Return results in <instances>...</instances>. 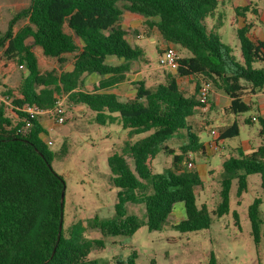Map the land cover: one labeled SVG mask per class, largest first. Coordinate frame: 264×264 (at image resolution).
<instances>
[{
	"label": "trees",
	"instance_id": "16d2710c",
	"mask_svg": "<svg viewBox=\"0 0 264 264\" xmlns=\"http://www.w3.org/2000/svg\"><path fill=\"white\" fill-rule=\"evenodd\" d=\"M223 1L30 0L12 16L0 33V76L20 70L13 88L3 86L0 101V264H94L91 255L105 250V238L131 236L142 226L149 232L160 231L177 203L183 206L184 218L173 229L181 234L207 230L212 216L229 212L233 182L240 197L253 174L259 176L261 195L248 206L247 217L258 250L263 224L259 207L264 203V119L258 120L261 143L250 151L237 147L222 162L219 201L213 211L205 203L197 205L204 185L199 173L186 166L189 154L205 153L197 132L208 121H194L197 114L203 116L198 113L202 84L229 98L225 116L236 117L250 109L242 99L244 93L264 92V42L251 39L250 25L245 24L236 30L240 56L233 55L215 31L222 25L217 9ZM257 10L252 7L254 14ZM214 17L217 24L209 29L206 19ZM137 20H142L143 31L131 26ZM21 21L24 24L17 27ZM153 29L163 42L189 56L178 57L175 73L164 71L162 81L148 88L131 64L143 59L133 41ZM178 78L193 79L192 94L180 89ZM60 99L94 112L97 124L117 121L129 136L146 134L127 142L124 154L114 153L107 160L117 201L112 217L90 221L101 239L84 238L85 227L80 224L68 229V237L61 227L57 239L64 183L51 168L53 153L43 138L44 127L23 109L36 105L53 110ZM251 123L244 119V124ZM238 135L234 121L220 129L216 141ZM172 138L180 140L178 152L168 145ZM160 153L171 157V163L157 173L154 161ZM129 206H140L141 214L128 212ZM232 216L237 223V213ZM136 257L132 252L116 264H135Z\"/></svg>",
	"mask_w": 264,
	"mask_h": 264
},
{
	"label": "rangeland",
	"instance_id": "374dc122",
	"mask_svg": "<svg viewBox=\"0 0 264 264\" xmlns=\"http://www.w3.org/2000/svg\"><path fill=\"white\" fill-rule=\"evenodd\" d=\"M29 3L30 0H0V33L5 32L12 16L26 8ZM254 6L258 13L247 14V22H252L264 31L263 21L256 17L264 11V0H255ZM218 12L224 13L225 16L222 14V25L215 31L220 35L222 42L232 48L233 55L239 57L240 49L236 36L238 15L228 19V16L233 14L224 6H220ZM206 23L210 29L217 24V20L215 17L207 18ZM23 24L22 21L18 22L17 27ZM155 36L156 30H149L134 40V44L142 50L143 59L133 61L131 68L142 70L148 88H153L157 82L162 81L164 71L167 70L159 65L161 42L152 41L151 38ZM176 51L179 57L189 56L183 49L176 48ZM19 77L20 70H14L7 76H0V101H3L1 96L3 86L13 88ZM209 97L214 106L208 104L205 110H199L203 117L207 115L208 120L205 129L197 132L203 143L211 141V129L218 133L220 129L230 124V118L222 113V107L227 101L226 96L211 88ZM58 103L62 108L63 124H56V116L53 114L37 115L36 119L46 131L44 140L49 139L52 142L48 146V150L53 153L51 168L64 183L63 234L68 237V229L74 224H80L85 227L82 233L84 238L101 239L98 229L90 224V221L94 217L99 219L112 217L117 201V189L110 180L111 173L107 160L114 153L124 154L127 142L133 143L146 134L129 136L128 130H124L117 121L100 125L94 120L95 113L85 107L71 105L64 99H60ZM253 111L251 108L242 116L248 117ZM197 118L202 119L199 115ZM254 122L256 123L250 125L239 123V135L220 142V149L217 152L205 150L203 155H191L194 166L190 169H195L199 173L204 185V190L197 198V205L205 203L209 211L216 208L219 201L222 162L239 143L245 140L256 143L259 123ZM181 134H185V130L181 131ZM179 144L180 140L176 138L168 141V145L176 152ZM125 158L132 168L130 158L127 156ZM170 163L171 157L158 154L154 161L155 172L161 173L164 168L170 166ZM247 182V191L240 197L235 195L236 182H233L229 193V212L220 218L212 216V224L207 230L181 234L173 229L172 225L182 217L181 210L177 214L179 205L177 203L174 206V213L167 220V225L160 231L149 232L142 226L131 236L105 238V250L93 252L91 259L94 264H116L117 260L125 261L132 252H135L137 254L133 260L135 264H149L151 260H154L155 264H264V203L259 207L263 224L260 227L261 239L257 251L247 217L248 206L255 197L261 195L259 176L249 175ZM128 212L140 215L141 207L129 206ZM234 212L238 215L237 223L232 216Z\"/></svg>",
	"mask_w": 264,
	"mask_h": 264
},
{
	"label": "crops",
	"instance_id": "0c3cea01",
	"mask_svg": "<svg viewBox=\"0 0 264 264\" xmlns=\"http://www.w3.org/2000/svg\"><path fill=\"white\" fill-rule=\"evenodd\" d=\"M255 5V0L253 2V0H224L222 2L220 6H224V7H228L231 12H232V16H228V19H230L231 17H233L234 15H238L236 22H237V29H240L242 27L245 26V24H249L250 25V29H249V37L253 40H258V41H263L264 42V31L261 28H258L256 25H254L252 22H247L246 16L247 14H249L250 12L255 15L252 12V7ZM218 7V8H219ZM255 7V6H254ZM250 8V9H249ZM256 8V7H255ZM245 9H247L245 11ZM258 11V10H257ZM217 13H218V9H217ZM258 13V12H257ZM225 16L224 13H221ZM257 18L261 19V21H263L262 23L264 24V11L262 12L261 15L256 16ZM226 19V18H225ZM230 22V21H229ZM140 25V26H139ZM131 26L138 29V30H142L143 31V25H142V20H137L131 23ZM155 30V29H153ZM157 32V31H156ZM141 37V36H140ZM128 40H130V37H127ZM152 41L155 40H160L161 42V47L159 49V51L161 52L162 49L169 43H165L162 41V39L160 38V35L157 32V36L152 37L151 38ZM134 43V41H133ZM163 47V48H162ZM162 48V49H161ZM132 69V68H131ZM132 71H137V73L142 75V70H132ZM143 76V75H142ZM97 79L95 77L91 78L92 82H95ZM161 82V81H160ZM158 83V82H157ZM177 83L180 87V89L182 91H184L186 94H192L194 91V87H195V83L193 82L192 78H178L177 79ZM227 101L225 106L222 107V113H223V109L229 104V98L226 96ZM210 99V97H209ZM242 99L243 101L250 106V109L253 108V113L248 116V117H243L242 114L234 117V116H227L230 118V124H232L234 121H237V124L239 123H243L244 124V119L248 118L252 121L251 124L256 123L254 121H257V123H259V119H264V92L263 93H258V94H249L248 92L244 93L242 95ZM208 104L211 105V107L214 106V103L212 101L208 100ZM208 107V106H207ZM206 107V108H207ZM206 108H202L203 110H205ZM249 109V110H250ZM198 113H201L198 111ZM198 115L200 116V118L202 119H206L207 120V115L205 117L201 116L200 114H197L196 118L194 119L195 122H198L199 120L201 121L202 119H198ZM252 118H255L256 120H252ZM208 121V120H207ZM228 124V125H230ZM227 125V126H228ZM246 125V124H244ZM214 130V129H213ZM259 132V129H258ZM44 138V136H43ZM48 140V139H46ZM45 140V141H46ZM257 143V144H256ZM256 143L251 142L250 140H245L241 143H239L237 145L238 148H240L242 151H250L254 148H256L260 143H261V138L258 135V140H256ZM206 143H204L205 145ZM235 147V149L237 148ZM235 150L233 149L228 155L231 156L233 154H235ZM204 190V189H203ZM202 190V191H203ZM201 191V192H202ZM178 209H177V214H179L180 210L182 213V217L181 219L184 218V212H183V206L181 203H178ZM174 213V208H173V212ZM180 219V220H181ZM176 224V223H175ZM174 224V225H175Z\"/></svg>",
	"mask_w": 264,
	"mask_h": 264
},
{
	"label": "built area",
	"instance_id": "2783aa9c",
	"mask_svg": "<svg viewBox=\"0 0 264 264\" xmlns=\"http://www.w3.org/2000/svg\"><path fill=\"white\" fill-rule=\"evenodd\" d=\"M178 54L176 51V48L172 44H167L161 51L159 55V65L161 68L167 69V70H175L177 66V60H178ZM210 90L211 87L208 84H202L199 93H198V100L202 104V108H206L208 106V100H209V95H210ZM23 112L27 115L28 118H36L37 115H42V114H53V116H56L55 118V123L56 124H63L64 123V118L62 117V108L60 107L59 103L53 110L49 111H43L36 105H31L23 109ZM252 120H256L255 118H252ZM29 125V124H27ZM210 134L212 136L211 141L207 142L205 144V150H208L209 152H217L220 147L218 141H216L218 133L211 129ZM47 145H51L52 142L48 139L45 141ZM186 163V162H184ZM186 166L188 169L192 168L193 161L191 158V154L188 155V161L186 163Z\"/></svg>",
	"mask_w": 264,
	"mask_h": 264
},
{
	"label": "water",
	"instance_id": "95a60500",
	"mask_svg": "<svg viewBox=\"0 0 264 264\" xmlns=\"http://www.w3.org/2000/svg\"><path fill=\"white\" fill-rule=\"evenodd\" d=\"M172 71L175 73L176 70H172ZM63 199H64V187H63V189H62V191H61V194H60V206H61V207H62V205H63ZM61 227H62V219H61V221H60V223H59V232H58V237H57V239H59V235H60ZM52 253H54V250H53Z\"/></svg>",
	"mask_w": 264,
	"mask_h": 264
}]
</instances>
